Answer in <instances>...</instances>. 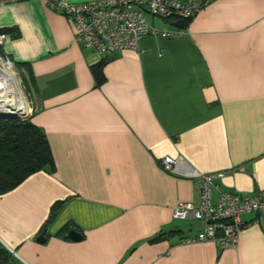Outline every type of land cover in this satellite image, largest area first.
I'll return each instance as SVG.
<instances>
[{"label":"crops","instance_id":"obj_1","mask_svg":"<svg viewBox=\"0 0 264 264\" xmlns=\"http://www.w3.org/2000/svg\"><path fill=\"white\" fill-rule=\"evenodd\" d=\"M175 1L202 3L180 36L107 56L95 87L90 66L102 58L74 42L70 21L43 0H0L10 30L0 50L31 76L30 122L53 161L0 195V264H264L256 215L241 216L234 250L182 244L202 224L172 217L194 203V173L222 174L212 200L264 193V0ZM147 22L168 30L176 20ZM164 156L178 159L170 173ZM64 226L80 240L58 235ZM158 233L171 234L147 242Z\"/></svg>","mask_w":264,"mask_h":264},{"label":"built area","instance_id":"obj_2","mask_svg":"<svg viewBox=\"0 0 264 264\" xmlns=\"http://www.w3.org/2000/svg\"><path fill=\"white\" fill-rule=\"evenodd\" d=\"M18 1V0H16ZM46 7L63 15L73 27L74 42L99 58L125 50H136L138 41L145 36L161 38L179 37L181 29L158 30L147 18L161 21L191 20L202 6L200 2L175 0H90L67 3L62 0H43ZM5 35L0 33V45ZM0 63H12L0 56ZM13 68V67H12ZM178 159L164 156L159 168L170 173ZM195 201L179 202L172 217L184 219L189 213L202 227L194 236L183 239L182 244L211 242L220 250L237 247L238 234L243 227L241 216L254 214L264 223V193L237 194L217 191L213 180L221 173H194Z\"/></svg>","mask_w":264,"mask_h":264},{"label":"trees","instance_id":"obj_3","mask_svg":"<svg viewBox=\"0 0 264 264\" xmlns=\"http://www.w3.org/2000/svg\"><path fill=\"white\" fill-rule=\"evenodd\" d=\"M188 23L189 20H185L183 27H186ZM9 31L0 29V33ZM0 56L4 57L1 50ZM107 59L106 56L90 66V73L95 87H98L103 81L102 67ZM11 63L13 69L18 73L23 88H27L28 84L31 85V76L26 66ZM21 68H25L27 79L19 74ZM31 115L24 120L0 118V195L14 189L34 173L40 171L51 173L53 171V161L45 134L42 129L30 122ZM61 206L62 202L58 201L51 205L43 228L52 221ZM69 230V227L64 226L58 232V235H66ZM169 234L171 233H158L149 238L147 242L151 244L165 240ZM66 237L64 236L65 239ZM0 252L6 257L3 250L0 249ZM4 257L0 255V262L4 261Z\"/></svg>","mask_w":264,"mask_h":264},{"label":"bare ground","instance_id":"obj_4","mask_svg":"<svg viewBox=\"0 0 264 264\" xmlns=\"http://www.w3.org/2000/svg\"><path fill=\"white\" fill-rule=\"evenodd\" d=\"M20 89L19 82L16 80L10 67L0 63V114L13 115L19 117L24 113H18V95L15 94ZM20 98V97H19ZM19 114V115H18Z\"/></svg>","mask_w":264,"mask_h":264},{"label":"water","instance_id":"obj_5","mask_svg":"<svg viewBox=\"0 0 264 264\" xmlns=\"http://www.w3.org/2000/svg\"><path fill=\"white\" fill-rule=\"evenodd\" d=\"M172 27L177 28V29H182L183 28V21L182 20H177L176 22H174L172 24ZM11 68H12V65H11ZM28 117H29V115L23 116V117H16V116H13V115H1L0 114V118H5V119L24 120V119H27ZM67 236L72 241H79L80 240V235L78 233H76L75 231H73V230H69L67 232ZM36 241L39 242V243L43 242L44 241L43 235L39 234L36 237Z\"/></svg>","mask_w":264,"mask_h":264},{"label":"rangeland","instance_id":"obj_6","mask_svg":"<svg viewBox=\"0 0 264 264\" xmlns=\"http://www.w3.org/2000/svg\"><path fill=\"white\" fill-rule=\"evenodd\" d=\"M12 72L15 75L16 80L19 82L20 85V98H19V105H18V113H24L25 116L30 114V104H29V100L26 96V92L21 84L20 78L18 77V74L16 72V70H14L13 68H11ZM19 115V114H18ZM24 115H19V117H23Z\"/></svg>","mask_w":264,"mask_h":264}]
</instances>
